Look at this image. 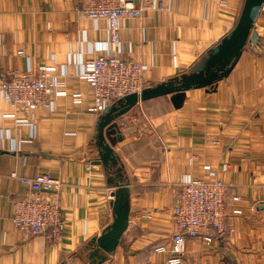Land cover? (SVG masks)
<instances>
[{"label": "crops", "instance_id": "crops-1", "mask_svg": "<svg viewBox=\"0 0 264 264\" xmlns=\"http://www.w3.org/2000/svg\"><path fill=\"white\" fill-rule=\"evenodd\" d=\"M244 1L172 0L124 18L121 55L146 64V87L188 73L235 27ZM80 8L81 0H0V81L12 69L51 66L58 82L48 106L29 113L0 94V264H88L92 241L113 222L115 173L97 162L99 115L79 77L84 60L106 47V24ZM255 27L257 41L247 42L230 73L186 90L181 107L161 95L117 118L123 138L113 148L130 187V218L114 254L100 264L163 261L166 255L151 249L175 229L163 210L185 177L213 174L227 184L233 228L211 244L189 238L182 264H264V4ZM43 170L62 181L57 193L43 194L58 202L65 220L56 242L12 221L14 201L33 194L19 177Z\"/></svg>", "mask_w": 264, "mask_h": 264}, {"label": "built area", "instance_id": "built-area-1", "mask_svg": "<svg viewBox=\"0 0 264 264\" xmlns=\"http://www.w3.org/2000/svg\"><path fill=\"white\" fill-rule=\"evenodd\" d=\"M171 1L81 0L80 10L87 17L106 24V47H100L102 52L96 57L84 60L79 72V77L91 90V113L100 115L120 98L141 93L146 88V64L121 55L122 20L138 18L147 9L165 8ZM54 70L51 66L33 72L12 69L1 78L0 94L11 106L24 113L48 106L50 96L58 86L52 76ZM19 179L33 194L14 201L12 221L15 226L29 234H40L52 242L60 240L65 228L61 208L56 200L43 195L57 193L62 186L60 178L43 170ZM226 190L227 184L215 174L209 179L185 177L174 204L163 210L171 216L175 229L166 240L151 245L152 252L166 257L161 262L147 260L144 264H182L189 238L211 244L217 236L232 230V224L227 223ZM231 200L239 201L240 196L233 195ZM233 213L241 214L242 209L234 208ZM144 215L152 217V212Z\"/></svg>", "mask_w": 264, "mask_h": 264}, {"label": "water", "instance_id": "water-1", "mask_svg": "<svg viewBox=\"0 0 264 264\" xmlns=\"http://www.w3.org/2000/svg\"><path fill=\"white\" fill-rule=\"evenodd\" d=\"M264 0H245L235 27L214 45L188 73L168 79L141 93H132L106 107L96 123L95 144L98 150L97 162L103 163L115 173L109 179L115 187L112 192L113 222L94 238L93 249L89 252L88 264H100L108 255L114 254L123 232L129 225L130 187L121 179L122 166L113 148L122 140L117 118L128 112L140 100L171 94L175 108L182 106L186 90L193 87L211 86L227 76L237 63L247 42L257 41L255 22L262 10ZM119 176V179H118Z\"/></svg>", "mask_w": 264, "mask_h": 264}, {"label": "trees", "instance_id": "trees-1", "mask_svg": "<svg viewBox=\"0 0 264 264\" xmlns=\"http://www.w3.org/2000/svg\"><path fill=\"white\" fill-rule=\"evenodd\" d=\"M212 47H213V46H212ZM212 47H211V48H212ZM211 48L209 49V51L211 50ZM208 53H209V52H208ZM92 242H93V241H92ZM92 242H91V243H92ZM89 244H90V243H89Z\"/></svg>", "mask_w": 264, "mask_h": 264}, {"label": "rangeland", "instance_id": "rangeland-1", "mask_svg": "<svg viewBox=\"0 0 264 264\" xmlns=\"http://www.w3.org/2000/svg\"><path fill=\"white\" fill-rule=\"evenodd\" d=\"M119 124V123H118ZM119 128H120V125H119Z\"/></svg>", "mask_w": 264, "mask_h": 264}]
</instances>
